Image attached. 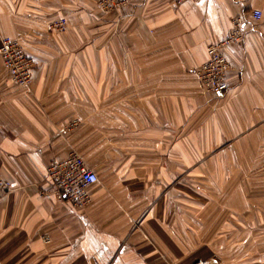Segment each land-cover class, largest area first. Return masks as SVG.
Returning a JSON list of instances; mask_svg holds the SVG:
<instances>
[{"label": "crops", "instance_id": "obj_1", "mask_svg": "<svg viewBox=\"0 0 264 264\" xmlns=\"http://www.w3.org/2000/svg\"><path fill=\"white\" fill-rule=\"evenodd\" d=\"M98 1L0 0V39L18 38L35 63L21 87L0 58V176L12 184L0 194V264L204 261L190 169L197 195L228 200L213 207L229 215L217 246L264 264V0H136L116 13ZM59 18L63 30L50 25ZM236 18L228 89L212 100L195 71ZM71 151L98 176L83 207L46 177Z\"/></svg>", "mask_w": 264, "mask_h": 264}, {"label": "built area", "instance_id": "obj_2", "mask_svg": "<svg viewBox=\"0 0 264 264\" xmlns=\"http://www.w3.org/2000/svg\"><path fill=\"white\" fill-rule=\"evenodd\" d=\"M136 0H99L98 8L105 13H116ZM182 1V0H179ZM193 3L200 0H188ZM251 16L259 21L262 12L254 9ZM55 30H63L67 21L59 18L51 22ZM233 29L219 42L210 43L206 47V60L196 69L195 74L201 86V93L212 100L223 99L228 89L226 74L230 69L229 61L224 53V48L232 42L238 41L244 32L241 18L233 21ZM0 58L3 67L9 71L11 80L21 86L27 87L31 83L35 63L33 58L25 51L20 40L9 36L0 39ZM207 100H209L207 98ZM79 121L73 119L69 127H74ZM46 177L52 187V192L65 197L73 206L83 207L91 198L89 188L98 181V176L77 152L71 151L61 160H52L46 168ZM12 184L0 176V194L9 190ZM193 264H207L199 260ZM263 264V263H254Z\"/></svg>", "mask_w": 264, "mask_h": 264}, {"label": "rangeland", "instance_id": "obj_3", "mask_svg": "<svg viewBox=\"0 0 264 264\" xmlns=\"http://www.w3.org/2000/svg\"><path fill=\"white\" fill-rule=\"evenodd\" d=\"M193 118L189 119V122H191V125L194 120ZM78 125H79V122L77 123L76 126L72 128H76L78 127ZM96 159H97L96 162L98 163V156ZM191 171L192 169L189 170L190 173L188 175L187 207L189 208V210H193L194 212L199 213V218L202 219L201 226H204V229H199L196 231V233L198 234L197 236H196V233L193 232L194 233L193 239L196 240V237H197L196 242L204 243V246L199 247V245H196V248H199L200 250L203 251V253L206 256L210 257V258L206 257V259H204V261L207 264H241L242 262H239V258H240L239 255L243 253L242 250L237 249L236 256H235V254L232 255L231 253L230 254L228 253L226 246L222 247L220 245V247H218L217 243L215 242V240H217L218 237H221L222 234H224V232H222L221 230L227 226L226 224H227V220L229 219V215L227 213L214 214L213 207H216V208L220 207L222 209L223 207L227 206L228 200L227 199L202 198L201 196L197 195L196 186L198 185V183L195 181V177H194L195 175ZM199 185L202 186L203 191L206 194L211 196L212 188H211L210 183H202V184L200 183ZM254 217L255 216H253V218ZM197 226H200V225H197ZM201 238H202V241H201Z\"/></svg>", "mask_w": 264, "mask_h": 264}]
</instances>
